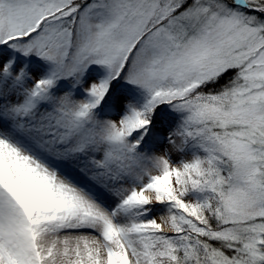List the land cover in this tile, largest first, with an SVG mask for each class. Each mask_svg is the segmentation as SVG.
<instances>
[{"label": "snow or ice", "instance_id": "1", "mask_svg": "<svg viewBox=\"0 0 264 264\" xmlns=\"http://www.w3.org/2000/svg\"><path fill=\"white\" fill-rule=\"evenodd\" d=\"M0 264H264V0H0Z\"/></svg>", "mask_w": 264, "mask_h": 264}, {"label": "rangeland", "instance_id": "2", "mask_svg": "<svg viewBox=\"0 0 264 264\" xmlns=\"http://www.w3.org/2000/svg\"><path fill=\"white\" fill-rule=\"evenodd\" d=\"M163 149H161V151H162Z\"/></svg>", "mask_w": 264, "mask_h": 264}]
</instances>
